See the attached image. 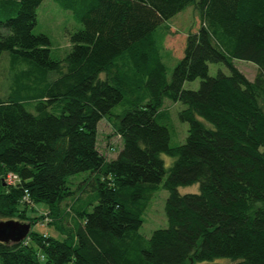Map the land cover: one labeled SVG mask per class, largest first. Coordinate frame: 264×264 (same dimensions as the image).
Returning a JSON list of instances; mask_svg holds the SVG:
<instances>
[{
    "label": "trees",
    "instance_id": "trees-1",
    "mask_svg": "<svg viewBox=\"0 0 264 264\" xmlns=\"http://www.w3.org/2000/svg\"><path fill=\"white\" fill-rule=\"evenodd\" d=\"M42 1L0 0V56L51 76L38 96L0 97V221L31 225L25 211L42 203L64 237L29 225L23 240L0 243V264H264V0H75L81 29L59 61L31 33ZM189 7L198 28L167 81L153 35ZM234 61L255 66L251 81ZM209 64L227 73L208 76ZM195 79L197 89H183ZM124 95L127 108L111 114ZM164 100L182 105V144L169 145ZM101 119L121 141L110 160L96 148ZM80 173L73 192L69 177ZM159 184L166 227L145 238ZM193 184L196 193L177 192Z\"/></svg>",
    "mask_w": 264,
    "mask_h": 264
},
{
    "label": "rangeland",
    "instance_id": "rangeland-1",
    "mask_svg": "<svg viewBox=\"0 0 264 264\" xmlns=\"http://www.w3.org/2000/svg\"><path fill=\"white\" fill-rule=\"evenodd\" d=\"M70 3L71 10H64L54 0H43L36 9L35 26L31 33L43 34L49 41V56L52 60H61L70 50L68 35L81 29L80 23L75 18V8L81 9L83 4L75 0H66ZM84 3V0H83ZM198 18L196 12L192 8H187L178 13L175 17L168 20L155 30L153 35L155 44L158 47L159 56L165 68V76L168 81L171 71L177 60L182 56L185 35L188 32H194L198 28ZM167 29V30H166ZM234 67L249 81L255 74V66L245 61L232 62ZM220 70L227 73L226 69L221 65L209 64L208 76H214ZM35 66L30 62L18 59L9 53H2L0 56V97H11L12 99L24 100L26 97L38 96L42 88L51 78L47 74H39ZM199 80L195 79L191 82L183 83V89H197ZM131 99L124 95L123 103L114 106L110 111L111 114L121 113L127 108V103ZM127 102V103H126ZM25 109L33 113V109L25 106ZM182 109L179 103H172L164 100L161 110L167 113L169 124H165L169 133V145L176 146L182 144L186 136L187 124L181 123L178 120L177 112ZM159 124H164L158 119ZM121 146L120 138L115 135L111 123L107 119H101L96 126V148L97 151L106 159H113ZM163 161L166 169L171 162V159L163 154L159 156ZM86 178V174L80 173L69 177L71 180V190H75V184L81 183ZM179 194L196 193L197 185L193 184L187 187H178ZM167 196L166 190L159 184L156 191L150 197L143 216L142 224L138 233L145 238H148L150 233L155 229L166 227V220L163 214L164 200ZM70 205V201L66 200L63 207ZM48 207L42 203H36L32 209L28 208L25 211V216L31 219L30 230L51 236L55 239H62L64 236L57 232L53 226L48 225L45 219ZM214 261L229 262V260L219 259ZM204 261L196 264H208Z\"/></svg>",
    "mask_w": 264,
    "mask_h": 264
},
{
    "label": "water",
    "instance_id": "water-1",
    "mask_svg": "<svg viewBox=\"0 0 264 264\" xmlns=\"http://www.w3.org/2000/svg\"><path fill=\"white\" fill-rule=\"evenodd\" d=\"M29 232V224L8 220L0 221V243H16L23 240Z\"/></svg>",
    "mask_w": 264,
    "mask_h": 264
},
{
    "label": "built area",
    "instance_id": "built-area-1",
    "mask_svg": "<svg viewBox=\"0 0 264 264\" xmlns=\"http://www.w3.org/2000/svg\"><path fill=\"white\" fill-rule=\"evenodd\" d=\"M14 179H15L14 176L7 175L5 181H6L7 183H11V182H13Z\"/></svg>",
    "mask_w": 264,
    "mask_h": 264
}]
</instances>
